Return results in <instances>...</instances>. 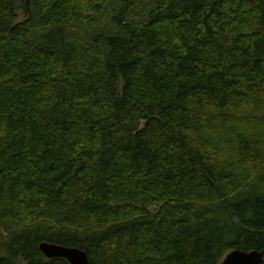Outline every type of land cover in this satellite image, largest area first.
<instances>
[{
  "label": "trees",
  "instance_id": "trees-1",
  "mask_svg": "<svg viewBox=\"0 0 264 264\" xmlns=\"http://www.w3.org/2000/svg\"><path fill=\"white\" fill-rule=\"evenodd\" d=\"M41 243L264 252V0H0V264Z\"/></svg>",
  "mask_w": 264,
  "mask_h": 264
},
{
  "label": "water",
  "instance_id": "water-1",
  "mask_svg": "<svg viewBox=\"0 0 264 264\" xmlns=\"http://www.w3.org/2000/svg\"><path fill=\"white\" fill-rule=\"evenodd\" d=\"M39 250L47 259L62 258L69 264H89L86 253L78 248L41 243ZM263 262V251L233 250L227 253L219 264H263Z\"/></svg>",
  "mask_w": 264,
  "mask_h": 264
}]
</instances>
